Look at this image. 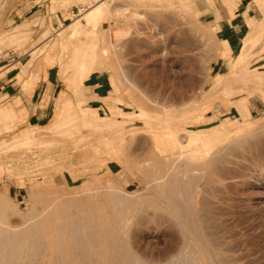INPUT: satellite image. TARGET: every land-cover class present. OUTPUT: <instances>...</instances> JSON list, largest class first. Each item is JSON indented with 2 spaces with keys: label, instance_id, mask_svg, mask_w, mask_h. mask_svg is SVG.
Wrapping results in <instances>:
<instances>
[{
  "label": "rangeland",
  "instance_id": "1",
  "mask_svg": "<svg viewBox=\"0 0 264 264\" xmlns=\"http://www.w3.org/2000/svg\"><path fill=\"white\" fill-rule=\"evenodd\" d=\"M18 1L0 0V51L13 45L17 31L10 13ZM50 4L54 11L56 4L69 2ZM99 4L105 18L97 25L86 14ZM193 9L191 0H96L70 13L72 20L59 29L43 23L45 31L31 41V61L54 54L74 85L94 70L110 69L129 96L132 112L126 115L130 130L87 126L106 135L105 141L109 133L114 137L112 132H121L122 140L114 147L123 159L113 170L102 168L104 160L84 168L76 157L75 170L62 160L64 141H73L80 131L68 120L0 139V218L10 238L28 240L26 264H113L110 258L103 263L96 253L97 243L108 239V230L117 223L114 217L123 204H117V195L131 207L125 202L120 206L126 207L124 234L111 246L119 253L114 264L123 263L120 247L144 264H264V66L255 63L262 55L254 50L256 39H245L230 72L214 75L211 62L220 51V38ZM70 25L68 48L60 38ZM90 50H96V58L83 61L82 54L88 57ZM124 132L129 133L128 143ZM190 140L204 152L187 162L182 152L198 156L188 150ZM48 149L56 151L54 160H48ZM165 173L169 177L162 193L157 182ZM182 176L189 186L196 185L194 194L178 191ZM161 196L170 197L183 219L174 216L171 200L166 197L164 202ZM73 212L80 219L84 214L90 226L97 223L93 226L98 233L83 238L96 241L89 243L87 254L69 244L67 223L78 216ZM181 222L199 231L201 248L184 233Z\"/></svg>",
  "mask_w": 264,
  "mask_h": 264
},
{
  "label": "crops",
  "instance_id": "2",
  "mask_svg": "<svg viewBox=\"0 0 264 264\" xmlns=\"http://www.w3.org/2000/svg\"><path fill=\"white\" fill-rule=\"evenodd\" d=\"M67 1L68 6L56 4V10L51 11V0H19L10 13L17 32L11 38L13 45L2 47L0 51V139H6L12 133L19 136L25 130H47L55 127L60 120H68L77 125L80 131L73 141H64L62 160L71 169L76 157L84 162L81 165L84 168L88 162L104 160L107 163L102 168L108 166L113 170L115 166L118 167L116 162L123 159L118 154V146L114 147L122 140L119 139L121 132H112L115 133L114 137H110L109 133V139L105 141L103 137L106 135L96 129L90 131L87 126L98 129L99 125L110 124L130 130L126 116L132 112L130 98L121 88L116 75L108 68L94 70L82 82L74 85L69 76L63 74L60 60L54 54L49 57L40 55L33 61L31 54H28L29 50L34 49L31 41L46 29L43 23L49 29H59L63 23L72 20L70 13L96 2ZM191 1L198 17L213 28L220 38V51L211 62L214 75L230 72L245 39L257 40L254 41V50L257 53L260 51L258 55L262 57L255 63L259 67L264 66V0ZM62 30L60 41L69 48L67 36L73 33V26ZM260 37L262 39L258 41ZM82 59L91 61L84 53ZM128 134L124 132L127 143ZM55 153L54 149H48V160H54ZM75 169L73 167L72 170Z\"/></svg>",
  "mask_w": 264,
  "mask_h": 264
},
{
  "label": "bare ground",
  "instance_id": "3",
  "mask_svg": "<svg viewBox=\"0 0 264 264\" xmlns=\"http://www.w3.org/2000/svg\"><path fill=\"white\" fill-rule=\"evenodd\" d=\"M118 9V8H117ZM118 11V10H117ZM105 8L102 6V4H99V5H97L96 7H92L89 11H88V13L86 14V18H87V20H89V21H91V20H95L96 22H97V25L99 24V22H101V20H103L104 18H105ZM126 17V16H125ZM78 24L80 25L81 23H80V21H78ZM86 53V52H85ZM88 55V58H90V60L92 61L93 59H95L96 58V50H90L89 51V53L87 54ZM189 151H193L194 153H195V151L197 152V154H198V156L197 155H195V154H191V155H189V156H185L184 155V152H182L181 154H182V159H184V160H186L187 162H189V161H191L192 159L190 158V157H199V156H203L202 155V152H204L200 147H199V144L196 142V141H194V140H190L189 141V149H188ZM179 159V158H178ZM192 164V163H191ZM186 174V173H185ZM188 174V173H187ZM188 176V175H187ZM187 176L185 175V178H187ZM190 176V175H189ZM167 177H169V174L168 173H165V174H163L162 176H160V178L158 179V181L159 182H157V183H159L160 185L162 184V186L160 187V190L162 191V193H164V191H165V186H166V182L168 181L167 180ZM183 177V176H182ZM173 178V177H172ZM184 177L182 178L183 179V182L181 181V183L178 185V191L180 190V191H188V192H190V191H192V189H193V187H194V185L195 184H191L190 186H192V187H190L189 186V182H188V180H186ZM176 180V179H175ZM193 180H194V178H193ZM172 181V180H171ZM170 182V181H169ZM174 182V181H173ZM176 182V181H175ZM191 183H192V181H191ZM163 184H165V186H163ZM174 185V184H173ZM162 187H164V188H162ZM195 188H196V185H195ZM156 189V188H155ZM172 189V188H171ZM193 190H195V189H193ZM197 191V190H196ZM194 191H192V193H193ZM161 193V192H160ZM166 193V192H165ZM175 193H177V190H176V192ZM174 193V194H175ZM181 193V192H180ZM191 193V194H192ZM158 194V193H157ZM182 194H184V195H186V194H189V193H182ZM190 194V195H191ZM194 194V193H193ZM191 195V196H193V198H194V195ZM116 195V194H115ZM133 195V194H132ZM136 195V194H135ZM168 195V194H167ZM173 195V194H172ZM189 195V196H190ZM158 196V195H157ZM178 196H180V195H178ZM187 197H188V195H186ZM186 196H184V201H185V197ZM116 198H115V200L117 201V204L118 203H120V202H123V204H124V202L126 203L125 204V206L126 207H129L130 206V201L129 200H125V199H122V198H118V195L117 196H115ZM166 197H168V196H166ZM166 197H164V196H161V200H168V198H169V202H170V197H168V198H166ZM186 197V198H187ZM130 198V197H129ZM175 198V197H174ZM188 199H189V197H188ZM187 199V200H188ZM113 200H114V198H113ZM174 200V199H173ZM195 200V199H194ZM180 201V200H179ZM165 202V201H164ZM168 202V203H169ZM171 202H172V200H171ZM175 202V201H174ZM181 202V201H180ZM183 202V201H182ZM181 202V203H182ZM187 202H192V200H191V198L187 201ZM168 203H167V205H168ZM173 203V202H172ZM116 204V207L118 206ZM122 204V205H123ZM169 204H171V203H169ZM188 204V203H187ZM192 204H194L195 205V202H192ZM192 204H190L189 203V206L191 207V205ZM121 204H119V208H118V213L115 215V220L114 221H117V223L113 226V229H111V230H108L109 232L108 233H110L111 235L109 236V238L108 239H105L104 237V239H105V241L102 239V241H100V242H98L97 244H99L100 243V247H99V250L97 251V253L96 254H98V256L103 260V263H105V260L106 259H108V258H110L111 259V263H113L114 264V261L116 262L117 261V258H116V260H115V258L114 257H116V256H118L119 255V253H117L115 250H114V247H111V246H113L114 244H116V243H119L120 241L119 240H121L122 238H121V236L124 234V221H123V219H124V215H125V213H124V209H126V207L125 206H123L124 207V209L123 208H120V206H122ZM132 205V204H131ZM180 205H182L183 206V204H180ZM131 207V206H130ZM170 207H172L171 209H174V210H176L177 209V207H176V205L173 203V204H171L170 205ZM180 210H181V212H184V211H182L183 210V208L184 207H181L180 206ZM195 208V207H194ZM193 208V206H192V208L191 209H194ZM185 209H186V205H185ZM132 210V209H131ZM173 210V211H174ZM113 211V210H112ZM116 211V210H115ZM177 211V210H176ZM175 211V213H174V216L176 215L179 219L180 218H182L183 217V215L180 213V211H177L176 212ZM192 211H194V210H192ZM79 211L77 210V213H78ZM127 212V211H126ZM187 212V211H186ZM196 212V211H195ZM73 213H75V212H73ZM83 213H85V212H83ZM113 213V212H112ZM129 213V212H128ZM111 214V213H110ZM191 214H192V212H191ZM75 215H78L77 217H76V219H72V221L70 222V221H68L69 223H67V224H70V232H67V231H65V232H67L68 233V235H69V239H70V236H71V239H70V245H71V247L72 246H74L76 249H78V250H80V253L82 254L83 252H87V251H85L86 250V248L87 247H90V246H88L89 245V243L87 242V240H83V238H84V235L86 234H90L91 235V233L93 234V233H95L97 230H98V228H97V230H95L96 228L93 226V225H96L97 223H95V224H93L92 226H90V224H89V222H87V220H86V218H84V216L82 215V219H80V218H78V217H80L79 216V214H76L75 213ZM104 215V214H103ZM108 215V214H107ZM188 215V214H187ZM187 215H185L184 217H188ZM194 216H195V214H193ZM90 216H92V215H90ZM192 216V215H191ZM127 217H128V215H127ZM127 217H126V219H127ZM193 217V216H192ZM64 218H66V217H64ZM78 218V219H77ZM90 218V217H89ZM93 218V217H92ZM183 219V218H182ZM188 219H191V217L190 218H188ZM67 220V219H66ZM89 220V219H88ZM91 220V219H90ZM128 220V219H127ZM192 220L193 219H191V224H192ZM195 220H196V216H195ZM92 221H94L93 219H92ZM110 221V220H109ZM129 221V220H128ZM197 221L198 220H196V223H197ZM67 222V221H66ZM65 222V223H66ZM100 222H102V221H100ZM127 222V221H126ZM182 223V230L184 231V233H186V235L187 234H191V237H192V241L194 240V242H196V243H198L199 241H198V239H197V235L199 234V231H197V229H195L194 228V225H192V227H189V225H188V223L186 224V223H184V222H181ZM190 224V223H189ZM190 224V225H191ZM193 224H195V223H193ZM199 224V223H198ZM108 225V224H107ZM5 225H4V220H3V217H1L0 218V264H26L27 262H28V260H27V258H26V256H24L25 254L27 255V253H26V246H27V243H25V241L27 242L28 240H26L25 239V241H23V242H21V243H17L14 239H16V237L18 236V235H14L13 237H11L10 238V236H8L7 235V231H5V227H4ZM60 226V225H59ZM66 226V224H62V229L64 228ZM112 226V225H111ZM196 226V225H195ZM105 227V226H104ZM103 227V228H104ZM108 227V226H107ZM198 227V226H197ZM31 228V227H30ZM33 228H35V227H33ZM126 228V227H125ZM52 229V228H51ZM59 229V228H58ZM26 230H28V229H26ZM34 230V229H33ZM35 231V230H34ZM33 231V232H34ZM51 231V230H50ZM201 231V230H200ZM31 232V231H30ZM37 232V231H36ZM44 232V231H43ZM59 232V231H58ZM62 232V231H61ZM65 232H62V233H65ZM104 232V231H103ZM102 232V233H103ZM106 232H107V230H106ZM11 233V232H10ZM60 233V232H59ZM66 233V234H67ZM97 233H98V231H97ZM102 233H100L99 232V236H100V234H102ZM201 233H202V231H201ZM12 234V233H11ZM22 234V233H21ZM34 234V233H33ZM55 234H56V232H55ZM107 234V233H106ZM203 234V233H202ZM35 235V234H34ZM57 235H58V233H57ZM64 235V234H63ZM94 235V234H93ZM205 235V234H204ZM24 236V235H23ZM30 236V235H29ZM55 236V235H54ZM103 236V235H102ZM188 236V235H187ZM63 237V236H62ZM68 237V236H67ZM91 236H89V238H90ZM101 237V236H100ZM40 238H41V236H40ZM206 238V237H205ZM29 239V238H28ZM61 239V238H60ZM66 238H63V240H65ZM93 239V238H92ZM190 239V238H189ZM188 239V240H189ZM35 240V239H34ZM62 240V239H61ZM81 240V241H80ZM91 240V239H90ZM89 240V241H90ZM187 240V241H188ZM30 241V240H29ZM57 241V240H56ZM60 241V240H59ZM69 241V240H68ZM94 241H95V239H94ZM111 242L110 244H107V242ZM117 241H119V242H117ZM191 241V242H192ZM64 242V241H63ZM60 243V242H59ZM58 243V244H59ZM66 243L67 242H65V245H66ZM92 244L93 243H95L96 244V241L95 242H91ZM90 243V244H91ZM202 242L200 241V243H198L199 245H197V246H199L200 248L202 247V246H200V244H201ZM47 244V243H46ZM57 244V245H58ZM68 243H67V245H69ZM91 244V245H92ZM60 245V244H59ZM62 245H63V243H62ZM69 245V246H70ZM117 245V244H116ZM115 245V246H116ZM123 245V244H122ZM121 245V246H122ZM192 245H193V243H192ZM207 245V244H206ZM61 246V245H60ZM196 246V247H197ZM64 247V246H63ZM66 247V246H65ZM68 247V246H67ZM70 247V248H71ZM94 248H95V246H93ZM93 247H92V249H93ZM186 247V246H185ZM58 248V247H57ZM74 248V249H75ZM96 248H97V246H96ZM120 248H123L122 249V251H121V256H122V264H144V262L143 261H141V260H139L138 258H136V257H134V256H131L129 253H128V251L126 250V247H120ZM187 248V247H186ZM210 247H208L207 249H209ZM73 249V250H74ZM199 249V248H198ZM206 249V250H207ZM29 250V249H28ZM69 250V249H68ZM73 250L71 251V252H73ZM77 250V251H78ZM84 250V251H83ZM88 250V249H87ZM94 250V249H93ZM117 250V249H116ZM34 251V250H33ZM58 251V250H57ZM64 251H66V249L64 250ZM81 251H83V252H81ZM203 251V250H202ZM209 251V250H208ZM28 252V251H27ZM29 252H30V250H29ZM38 252V251H37ZM42 252V251H41ZM95 252V251H94ZM207 252V251H206ZM211 252H213L212 250H210V253ZM55 253V252H54ZM74 253V252H73ZM78 253V252H77ZM79 253V254H80ZM85 253H83V254H85ZM92 253V252H91ZM205 253V252H204ZM29 254V253H28ZM87 254V253H86ZM92 254H94V253H92ZM30 255V254H29ZM53 255V254H52ZM89 255V254H88ZM205 255V254H204ZM215 255H216V253L214 254V257H215ZM80 256V255H79ZM85 256V255H84ZM91 256V255H90ZM206 256L208 257V255L206 254ZM219 256V255H218ZM71 257H73V256H71ZM81 257H82V255H81ZM30 258V257H29ZM85 258V257H84ZM92 258H94V257H92ZM216 258V257H215ZM214 258V259H215ZM83 259V258H82ZM90 259V258H89ZM119 259V258H118ZM207 259V258H206ZM217 259H220V258H218L217 257ZM216 259V260H217ZM73 260V259H72ZM91 260V259H90ZM89 260V262H91ZM121 260V259H120ZM213 260V259H212ZM221 260V259H220ZM94 261V260H93ZM119 261V260H118ZM95 262V261H94ZM143 262V263H142ZM208 262V261H207ZM221 262V261H220ZM85 263V262H84ZM121 263V262H120ZM210 263H212V262H210ZM62 264V263H61ZM67 264V263H66ZM97 264V263H96ZM99 264H100V262H99ZM117 264V263H116ZM168 264V263H167ZM204 264V263H203ZM208 264V263H207ZM213 264H215V263H213ZM217 264H219V263H217Z\"/></svg>",
  "mask_w": 264,
  "mask_h": 264
}]
</instances>
